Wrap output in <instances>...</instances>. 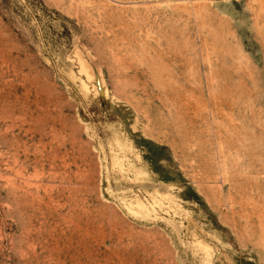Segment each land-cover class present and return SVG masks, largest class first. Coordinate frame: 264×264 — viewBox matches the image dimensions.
I'll return each mask as SVG.
<instances>
[{
  "label": "rangeland",
  "instance_id": "rangeland-1",
  "mask_svg": "<svg viewBox=\"0 0 264 264\" xmlns=\"http://www.w3.org/2000/svg\"><path fill=\"white\" fill-rule=\"evenodd\" d=\"M0 264H264V0H0Z\"/></svg>",
  "mask_w": 264,
  "mask_h": 264
}]
</instances>
